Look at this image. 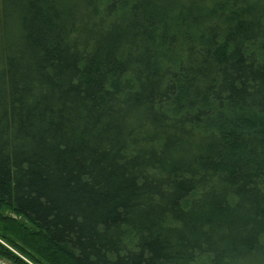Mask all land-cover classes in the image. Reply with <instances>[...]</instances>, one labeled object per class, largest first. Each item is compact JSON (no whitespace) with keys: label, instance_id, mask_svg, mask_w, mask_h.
<instances>
[{"label":"trees","instance_id":"trees-1","mask_svg":"<svg viewBox=\"0 0 264 264\" xmlns=\"http://www.w3.org/2000/svg\"><path fill=\"white\" fill-rule=\"evenodd\" d=\"M0 259L264 264V0H0Z\"/></svg>","mask_w":264,"mask_h":264},{"label":"water","instance_id":"water-1","mask_svg":"<svg viewBox=\"0 0 264 264\" xmlns=\"http://www.w3.org/2000/svg\"><path fill=\"white\" fill-rule=\"evenodd\" d=\"M0 264H11V263H9V262H7V261H4V260L0 259Z\"/></svg>","mask_w":264,"mask_h":264},{"label":"rangeland","instance_id":"rangeland-1","mask_svg":"<svg viewBox=\"0 0 264 264\" xmlns=\"http://www.w3.org/2000/svg\"><path fill=\"white\" fill-rule=\"evenodd\" d=\"M5 261V260H4ZM10 263V262H9Z\"/></svg>","mask_w":264,"mask_h":264}]
</instances>
